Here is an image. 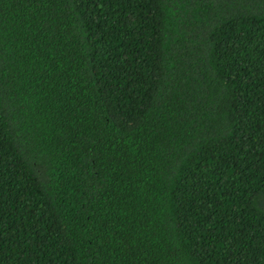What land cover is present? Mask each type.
Wrapping results in <instances>:
<instances>
[{
    "label": "trees",
    "instance_id": "trees-1",
    "mask_svg": "<svg viewBox=\"0 0 264 264\" xmlns=\"http://www.w3.org/2000/svg\"><path fill=\"white\" fill-rule=\"evenodd\" d=\"M0 264H264V0H0Z\"/></svg>",
    "mask_w": 264,
    "mask_h": 264
}]
</instances>
